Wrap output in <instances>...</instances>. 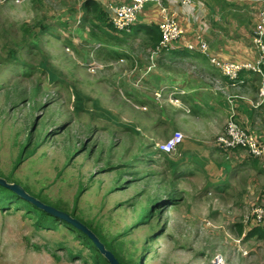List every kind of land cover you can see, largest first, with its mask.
I'll list each match as a JSON object with an SVG mask.
<instances>
[{
	"label": "rangeland",
	"instance_id": "1",
	"mask_svg": "<svg viewBox=\"0 0 264 264\" xmlns=\"http://www.w3.org/2000/svg\"><path fill=\"white\" fill-rule=\"evenodd\" d=\"M75 11L70 0H0V176L79 219L106 249L117 237L124 264H216L217 254L264 264V242L244 238L264 191L238 209L223 196H183L197 183L175 182L155 139L132 134L128 65L86 66L95 45L68 47L72 27L85 30L65 18ZM35 223L0 208V264H103L65 224Z\"/></svg>",
	"mask_w": 264,
	"mask_h": 264
},
{
	"label": "crops",
	"instance_id": "2",
	"mask_svg": "<svg viewBox=\"0 0 264 264\" xmlns=\"http://www.w3.org/2000/svg\"><path fill=\"white\" fill-rule=\"evenodd\" d=\"M70 1L76 9L75 16L65 18L69 22L81 18L85 30L73 26L72 35L66 37L69 41L65 40L68 47L77 53L86 45H95L91 54L87 49V54L81 55L86 66L119 62L128 65L132 134L139 131L144 144L146 139L163 141L174 130L184 134L175 151H159L155 157L167 161L164 164L169 171H176L175 182L197 183L195 190L181 189L183 196H202L201 192L203 197L223 196L227 197V207L237 205L238 209L243 203L240 200L247 202L251 196L262 195L264 181L258 182L264 178V159L248 156L241 149L224 151L215 139L225 128L230 113L245 128L264 138V74L242 70L239 81L232 84L210 62L212 57L220 61L257 60L253 30L261 0H191L183 5L163 0L174 12L182 32L174 47L159 50L156 46L160 40L154 41L158 33L150 29L158 28L161 18L157 4L146 3L131 29L119 33L108 24L111 10L107 4L130 0ZM91 2L100 15L94 12ZM201 42L207 45L206 53L199 49ZM156 91H161L159 98H155ZM179 197L175 196L176 202L168 204L165 211L175 207Z\"/></svg>",
	"mask_w": 264,
	"mask_h": 264
},
{
	"label": "built area",
	"instance_id": "3",
	"mask_svg": "<svg viewBox=\"0 0 264 264\" xmlns=\"http://www.w3.org/2000/svg\"><path fill=\"white\" fill-rule=\"evenodd\" d=\"M21 0H12L19 2ZM179 4H187L191 0H175ZM262 7L259 12L257 25L253 30V44L258 53V58L255 62L250 61H220L215 58H210V62L220 69L224 77L232 84L239 81V73L242 70H249L254 73L264 74V0H261ZM146 3H155L159 6L160 20L158 28L161 34L160 41L156 49L174 47L175 43L181 36V28L174 17V12L163 3V0H130L126 3L107 4V8L111 10L109 23L119 31L128 32L134 24L138 14L142 11ZM190 46V45H189ZM191 47V46H190ZM199 49L202 52H207V45L204 42L199 44ZM218 85V81H215ZM221 89V87L219 86ZM156 95L160 92L156 91ZM184 134L180 130H174L170 136L163 141H158L154 147L165 154H171L182 143ZM215 144L224 151L241 149L248 156L264 158V138L258 137L251 130L243 127L234 117L229 114L225 128L217 135ZM253 221L256 223L264 222V207L255 204L250 211ZM219 257V258H217ZM216 264H226L221 258V254L214 256Z\"/></svg>",
	"mask_w": 264,
	"mask_h": 264
},
{
	"label": "trees",
	"instance_id": "4",
	"mask_svg": "<svg viewBox=\"0 0 264 264\" xmlns=\"http://www.w3.org/2000/svg\"><path fill=\"white\" fill-rule=\"evenodd\" d=\"M90 4L93 6L94 12L97 13V14H99L97 12L98 9H96V5L93 2H91ZM108 24L110 25L111 29H113L114 31L119 32V33L122 32V31L116 30L109 23V21H108ZM150 29H152V30H154V31H156L158 33L156 36H154V41L158 42L160 40V33L158 31V28L157 27H154V26H151ZM48 34L50 35L51 34V31L48 32ZM257 136L260 137L259 135H257ZM21 160H22V158L19 157L18 163ZM8 182H10V181H8ZM28 193L31 194L30 192H28ZM31 195H33V194H31ZM169 201H174V203L176 202L175 199H171ZM44 203H46V202H44ZM170 203H172V202H169V204ZM0 208L3 209V210H6V211H9V210H19V209L20 210H23L24 211V214H26V215H28V216H30L32 218H35V220H36V223L35 224H36L37 227L51 228V227L56 226L58 222L59 223H62V224H65L67 227H69V229L71 231H74L75 232L76 236H80V240L82 242H84L86 245L89 246L90 250L93 252L92 259L94 260L95 263H100L101 261H103L102 262L103 264H109L108 261L104 258V256L101 255L100 252L98 251V249L95 247V245L93 244L92 240L84 232H82L81 230L75 228L74 226H72L71 224L67 223L66 221H63L62 219H59L57 217H54V216L48 214L47 212L43 211L42 209H39L38 207H36L31 202H29V201L21 198L15 192L11 191L10 189H8V188H6V187H4L2 185H0ZM149 212H151V208H149V210H148L147 213H144L142 215V219L138 220V222H140V223L143 222L145 220V218H147L149 216L148 215ZM252 221H253V218H252ZM252 225H254V226L252 228L248 229L247 232L245 233V237H244L245 240H247L249 238H256L257 240H262L264 242V226H263L264 225V222L256 223V222L253 221V224ZM238 230H239L240 234H242L243 229H242V226L241 225L239 226V229ZM77 232L79 234H77ZM238 235H239V233H238ZM100 241H101V239H100ZM118 242L119 241H118L117 237H115L114 243L113 244H109V247L111 248V252H113V254L115 255V257L118 259L119 263L120 264H124L122 258L115 251V245Z\"/></svg>",
	"mask_w": 264,
	"mask_h": 264
},
{
	"label": "water",
	"instance_id": "5",
	"mask_svg": "<svg viewBox=\"0 0 264 264\" xmlns=\"http://www.w3.org/2000/svg\"><path fill=\"white\" fill-rule=\"evenodd\" d=\"M0 185L10 189L11 191L15 192L21 198L31 202L39 209L47 212L48 214L62 219L67 223L71 224L75 228L84 232L93 242L95 247L98 251L104 256V258L108 261L109 264H120L118 259L115 255L108 249L105 248L104 244L98 239V237L86 226L84 225L79 219L73 217L69 213L62 211L60 209L55 208L52 205L44 203L40 199L36 198L35 196L29 194L21 185L16 182H8L5 178L0 176Z\"/></svg>",
	"mask_w": 264,
	"mask_h": 264
}]
</instances>
